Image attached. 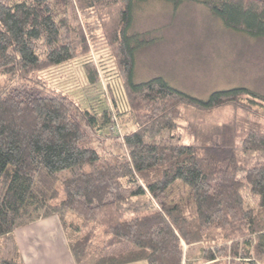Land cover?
<instances>
[{
    "label": "trees",
    "instance_id": "trees-1",
    "mask_svg": "<svg viewBox=\"0 0 264 264\" xmlns=\"http://www.w3.org/2000/svg\"><path fill=\"white\" fill-rule=\"evenodd\" d=\"M146 1L0 0V264H24L14 231L48 218L63 233L74 232L77 257L94 255V264H181L182 242L200 243L205 264H235L236 258L261 264L264 112L254 107L264 97L240 87L199 99L162 77L135 83L136 53L153 40L129 30L136 6ZM155 1L174 9L204 6L225 29L264 39V0ZM104 49L122 93L116 98L109 87L121 139L112 136L119 127L107 106H83L48 83L53 69L80 63L89 90L97 92L91 54ZM185 108L203 115L231 108L241 115L209 126L189 121L192 141L173 144ZM163 133L168 141H153ZM238 149L263 158L243 165ZM177 181L191 199L156 207L152 201ZM244 189L257 198L254 209L245 207ZM71 215L79 222L69 221ZM213 219L221 226L206 244L203 228Z\"/></svg>",
    "mask_w": 264,
    "mask_h": 264
},
{
    "label": "rangeland",
    "instance_id": "rangeland-1",
    "mask_svg": "<svg viewBox=\"0 0 264 264\" xmlns=\"http://www.w3.org/2000/svg\"><path fill=\"white\" fill-rule=\"evenodd\" d=\"M134 14L133 26L129 34L138 33L144 35L147 40H153L148 48L136 53L133 77L135 83L146 82L153 77H162L171 87L199 99H206L214 91L240 87L264 97V39H255L243 33L225 29L204 6L192 3L174 9L163 1L151 0L138 4ZM91 60L99 77L100 85L97 92L89 90L85 72L80 63L53 69L48 76V83L60 90L63 89L83 106L98 108L107 106L112 121L114 119L119 127L118 135L112 134V136L120 138L124 131L120 118L115 115L109 91L110 87L116 94V98H121L122 93H120L114 64L110 59L109 51L105 49L91 54ZM256 102L263 106L254 108L263 113L264 102ZM181 113L182 119L177 122L179 127L174 137L170 139L173 144L176 142L186 144L192 141L191 135L185 129L189 121L209 126L227 121L234 114L241 115L231 108L218 109L207 115L185 108ZM109 131L115 133L116 129L109 127ZM120 139H116L118 148L127 155L128 150ZM168 139V133H163L153 141L163 144ZM237 151L243 165L252 164L263 158V155L257 152L247 154L242 153L241 149ZM122 194L128 195L129 191L123 190ZM241 194L245 207L254 209L257 198H253L245 189L241 191ZM191 197L190 189L177 181L161 198L152 203L161 208L187 202ZM68 218L71 222H79V219L72 215ZM220 226L218 219H213L206 227L204 226L203 230L208 232L204 233L201 242L204 241L207 244L209 234L218 231ZM85 233L86 229L79 230L75 234ZM63 237L64 241L68 242L69 251L74 255L76 264L96 263L98 258L94 255L84 256L82 259L77 257L78 252L74 251V232L67 229ZM181 245L183 247L181 264H205L198 258L200 243L188 247L182 242ZM227 260L230 261V257ZM238 261L239 259L236 258L234 263L237 264ZM261 264H264V258Z\"/></svg>",
    "mask_w": 264,
    "mask_h": 264
},
{
    "label": "crops",
    "instance_id": "crops-1",
    "mask_svg": "<svg viewBox=\"0 0 264 264\" xmlns=\"http://www.w3.org/2000/svg\"><path fill=\"white\" fill-rule=\"evenodd\" d=\"M14 238L24 264H74L68 242L64 241L56 218L37 221L15 230Z\"/></svg>",
    "mask_w": 264,
    "mask_h": 264
}]
</instances>
